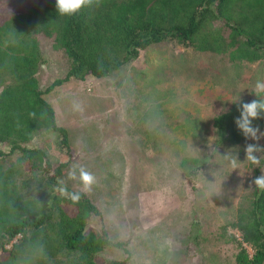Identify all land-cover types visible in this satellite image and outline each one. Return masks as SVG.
Returning a JSON list of instances; mask_svg holds the SVG:
<instances>
[{
	"label": "rangeland",
	"instance_id": "obj_1",
	"mask_svg": "<svg viewBox=\"0 0 264 264\" xmlns=\"http://www.w3.org/2000/svg\"><path fill=\"white\" fill-rule=\"evenodd\" d=\"M37 39L45 58L38 87L66 130L69 152L48 132L29 145L43 150L53 166L66 163L59 181L85 194L101 211L109 239L125 245V251L106 248L98 260L235 264V248L220 238L219 228L232 222L239 199L251 193L252 170L264 174V151L253 164L244 148L254 141L217 144L211 119L233 101L252 99L256 82H264V60L229 62L167 41L145 48L107 77L70 80L46 93L67 63L49 39ZM75 104L83 110H74ZM258 143L264 146V138ZM0 151L7 148L0 145ZM183 159L201 165L194 177L181 167ZM74 165L95 176L91 191L68 179ZM89 224L99 226L95 218Z\"/></svg>",
	"mask_w": 264,
	"mask_h": 264
},
{
	"label": "trees",
	"instance_id": "obj_2",
	"mask_svg": "<svg viewBox=\"0 0 264 264\" xmlns=\"http://www.w3.org/2000/svg\"><path fill=\"white\" fill-rule=\"evenodd\" d=\"M38 36L62 51L67 63L46 93L70 80L107 77L145 48L167 41L253 64L264 60V0H99L73 16L60 15L55 0H0V145L7 148L0 151V264H103L101 251H125V245L109 239L101 211L85 194L67 187L80 193L73 203L56 190L66 163L53 166L43 150L29 145L48 132L69 152L66 130L38 87L36 73L45 63ZM258 98L233 101L213 116L217 144L246 140L234 120L240 103ZM253 123L264 128V119ZM180 165L192 177L201 168L197 159ZM261 175L253 169L252 181ZM219 231L235 248V264H264V191L253 183L232 222Z\"/></svg>",
	"mask_w": 264,
	"mask_h": 264
},
{
	"label": "clouds",
	"instance_id": "obj_3",
	"mask_svg": "<svg viewBox=\"0 0 264 264\" xmlns=\"http://www.w3.org/2000/svg\"><path fill=\"white\" fill-rule=\"evenodd\" d=\"M94 2L98 4L99 0H55V8L60 15L73 16L82 8L93 5ZM254 95L260 98L240 103V115L235 118L234 123L246 140L254 141V143L245 145L246 158L253 164H259L256 154L264 151V146L258 143L264 138V132H261L259 126L254 125L253 121L264 119V82H256ZM74 110L82 111L83 109L81 105L75 104ZM233 166H235V162H233ZM68 179L78 180L84 193L91 191L92 186L96 183L95 176L82 166L74 165L68 172ZM253 183L258 190L264 191V175L256 177ZM56 190L62 197L70 199L73 203H77L80 199V193L69 192L63 181L60 182V186Z\"/></svg>",
	"mask_w": 264,
	"mask_h": 264
}]
</instances>
